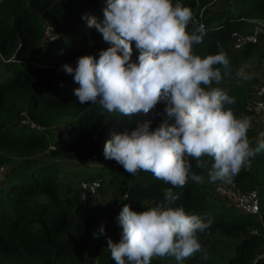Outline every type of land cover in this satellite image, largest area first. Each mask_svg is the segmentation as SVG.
I'll list each match as a JSON object with an SVG mask.
<instances>
[{
	"label": "trees",
	"instance_id": "obj_1",
	"mask_svg": "<svg viewBox=\"0 0 264 264\" xmlns=\"http://www.w3.org/2000/svg\"><path fill=\"white\" fill-rule=\"evenodd\" d=\"M180 1L192 10L197 23L205 25L206 34L202 43L194 45L195 54L202 58L221 50L227 54L232 74L219 87L235 97L231 106L235 114L246 116L247 90L234 75L238 52L230 47L229 35L256 21L264 22V0H235L231 9L217 12H210L216 0ZM105 7L106 0H0V69L6 74L0 81V165L8 167L0 183V264H115L106 247L107 238L113 239L121 229L88 208L96 199L82 192L79 183L98 178L102 193L107 187H116L120 198L114 203L115 217L125 204L134 211L155 206L170 187L151 173L132 176L103 154L104 144L113 134L130 131L145 121H151L153 129L157 127L166 118L164 103L147 114H111L98 104H80L74 95L79 85L63 71L64 64L75 67L78 57L84 55L98 59L99 51L109 47L95 27L89 28L81 18L88 14L100 22ZM45 24L58 38L47 43L39 55ZM188 30H192L191 24ZM132 47L136 61L139 53L134 43ZM257 51V44H247L240 56L247 59ZM22 112L45 130L21 124ZM63 122L66 127L52 135L51 129ZM94 135L97 139L92 141ZM247 135L255 147L252 128ZM76 159L92 161L106 171L95 177L87 175L78 184V173L60 177L64 168L58 160ZM189 160L192 170L204 176V183L189 179L184 188L173 189L180 193L173 207L182 206L203 221H212L199 234L209 259L200 260L197 253L181 262L166 257L155 258L151 264H264V229L259 219L214 200L206 171L196 168L193 158ZM232 181L240 192L261 186L264 193V150ZM259 207L264 220V196ZM101 225L105 229L102 235L98 232Z\"/></svg>",
	"mask_w": 264,
	"mask_h": 264
},
{
	"label": "clouds",
	"instance_id": "obj_2",
	"mask_svg": "<svg viewBox=\"0 0 264 264\" xmlns=\"http://www.w3.org/2000/svg\"><path fill=\"white\" fill-rule=\"evenodd\" d=\"M81 18L109 47L99 51L98 59L84 55L75 67L62 66L79 85L74 95L80 104H98L108 113L131 117L147 114L163 102L166 117L154 129L151 121H145L113 134L104 144L105 158L127 173H151L170 185L155 206L134 211L123 205L115 217L119 240L107 238L112 260L151 264L155 258L167 257L181 262L197 253L200 260H208L199 234L212 221L205 222L182 206L173 207L180 198L173 189L184 188L189 179L204 183V176L192 170L189 157L196 168L206 171L209 183H231L264 150V141L252 146L247 135L250 118L238 117L231 107L235 97L219 87L232 74L227 54L223 50L203 58L195 54L194 45L203 42L205 25L174 0H106L102 21L88 14ZM133 43L139 53L136 61ZM242 75V69L237 70V76ZM98 232L104 234L103 225ZM93 236L98 238V233Z\"/></svg>",
	"mask_w": 264,
	"mask_h": 264
},
{
	"label": "rangeland",
	"instance_id": "obj_3",
	"mask_svg": "<svg viewBox=\"0 0 264 264\" xmlns=\"http://www.w3.org/2000/svg\"><path fill=\"white\" fill-rule=\"evenodd\" d=\"M235 0H216L213 8L210 12H217L222 9H231ZM175 2V0H174ZM176 2L181 3L180 0H176ZM182 4V3H181ZM73 26L77 25V21L72 22ZM255 28L258 29L259 32V39L257 42L258 51L250 55L247 59H242L240 56V52L237 53L238 55V64L234 70V75L237 74V70H241L243 72L242 76H237V78L243 83H253L254 85L261 86L264 85V26L263 24L254 23L250 27L243 28L244 33H251ZM245 47V46H244ZM243 47V48H244ZM45 51V42L40 45L39 48V55H42ZM236 71V74H235ZM5 73L3 72L2 68L0 69V81L5 78ZM66 127V124L60 123L57 126L51 129V134L56 135L62 129ZM257 135V134H256ZM259 141L258 137H255V144ZM261 141V140H260ZM95 160V159H93ZM63 165L64 170L60 173V177H63L64 173L72 174L78 173L80 178L76 180V183L86 177L87 175H93L98 172H105L106 168H102L100 165L86 161H80L79 159L76 160H58ZM8 172V167L4 166V172L0 175V183L4 180L5 174ZM77 183V184H78ZM207 183L211 190V197L214 200L221 201L227 205L232 207L236 206V197L237 192L239 191L234 182L231 183H224V182H216V183ZM77 186V185H76ZM260 192L261 200L263 199V192L261 191V186L257 188ZM96 201L94 204L88 206L89 209H92L102 215V217H107L109 221L116 225L115 216H114V203L118 201L119 191L116 187H107L104 189L103 193L98 191L95 196H93ZM113 242H117L119 240V235H116L113 239Z\"/></svg>",
	"mask_w": 264,
	"mask_h": 264
},
{
	"label": "built area",
	"instance_id": "obj_4",
	"mask_svg": "<svg viewBox=\"0 0 264 264\" xmlns=\"http://www.w3.org/2000/svg\"><path fill=\"white\" fill-rule=\"evenodd\" d=\"M174 3H176V0ZM254 23L261 25L263 24L264 26V22L261 21H256ZM56 38H58V34L53 30V28L45 24L44 37L42 40L43 43L45 42V46L47 43H49L50 41H54ZM258 39H259V32L257 28H255V30H253L251 33H244L242 29V30L234 31L229 35V44L233 51L240 52L243 49V47L247 44H257ZM247 109L248 111L252 112L254 115L258 117L259 122L261 124L258 137L261 140H263L264 139V85L258 86V88L250 96V99H248V95H247ZM19 122L37 131L45 130L44 127L31 121L25 112L21 113ZM96 139H97L96 135H94V137H92V141H95ZM92 158L96 159V155L93 154ZM3 172H4V166L0 165V175L3 174ZM100 187H101V180L98 178L92 179L88 182H80L78 186V188L81 189L82 192L88 193L91 196H95L99 191ZM260 199H261L260 192L257 189L249 192L238 191L235 207L239 212L243 214H248L257 217V219H259L261 223V227L264 229V220L261 217L260 207H259Z\"/></svg>",
	"mask_w": 264,
	"mask_h": 264
},
{
	"label": "crops",
	"instance_id": "obj_5",
	"mask_svg": "<svg viewBox=\"0 0 264 264\" xmlns=\"http://www.w3.org/2000/svg\"><path fill=\"white\" fill-rule=\"evenodd\" d=\"M237 54V53H236ZM238 64V63H237ZM237 67V66H236ZM235 74H236V71H235ZM237 75V74H236ZM243 84L245 85L246 87V92H247V95H248V99H250V96L253 94V92L258 88L257 85H254L253 83H248V82H243ZM247 117L250 118L251 120V124H252V129L254 131V140H255V137H258V134H259V131H260V128H261V124L259 122V119L256 115H254L252 112L248 111V114L246 115ZM257 134V135H256ZM259 141L261 140L259 137H258ZM262 141V140H261ZM256 145V144H255Z\"/></svg>",
	"mask_w": 264,
	"mask_h": 264
}]
</instances>
